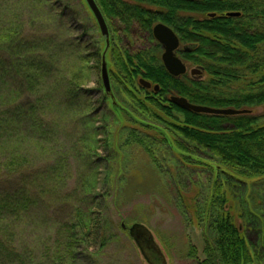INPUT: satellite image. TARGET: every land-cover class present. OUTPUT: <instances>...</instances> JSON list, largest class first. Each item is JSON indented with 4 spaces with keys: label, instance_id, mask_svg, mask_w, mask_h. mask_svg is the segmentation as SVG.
I'll return each mask as SVG.
<instances>
[{
    "label": "trees",
    "instance_id": "16d2710c",
    "mask_svg": "<svg viewBox=\"0 0 264 264\" xmlns=\"http://www.w3.org/2000/svg\"><path fill=\"white\" fill-rule=\"evenodd\" d=\"M96 2L113 29L115 24V30L120 28L114 30L117 36L116 42L112 39L110 55L120 67L116 81L134 104L133 111L122 104L113 108L104 93L101 104L106 103L110 116L115 117L116 133L139 132L137 142L158 166L163 158L175 167L202 168L212 175L209 198L198 199L193 207L195 220L205 228V258L199 259L194 245L187 258L193 264L259 262L255 246L238 225L242 215L233 203L227 180L249 187L264 180V113L254 111L264 107V0ZM48 7L47 0H0V264H92L86 254L93 250L96 256L107 248L93 247V242L104 243L107 238L94 213L83 218L86 227L81 219L58 222L57 247L49 245L41 252L28 241L37 235L35 215L43 199L38 180L47 185L46 192L58 193L67 184L73 163H79L80 182L86 181L87 194L95 186L96 181L87 179L83 171L92 156L88 148L94 147V136L101 130L95 125L99 113L94 111L92 91L80 85H50L53 67L44 55L58 41L25 31V9L50 16ZM229 12L242 15L227 17ZM41 22L47 30L49 21ZM157 23L168 25L179 35V55L187 64L203 69L205 79L172 77L159 60L149 56V49L155 48L152 45L160 49L153 37ZM125 35L130 38L124 44ZM117 41L124 54L117 53L114 61ZM92 58L98 60L100 54ZM139 79L159 86V91L138 85ZM172 95L195 105L251 113H194L172 103ZM110 113H103L106 120ZM74 125L72 141L67 133ZM84 126L91 137L85 150ZM153 137L160 141L157 151ZM199 149L210 153L217 164H203L193 155ZM41 165L44 169H39Z\"/></svg>",
    "mask_w": 264,
    "mask_h": 264
},
{
    "label": "rangeland",
    "instance_id": "374dc122",
    "mask_svg": "<svg viewBox=\"0 0 264 264\" xmlns=\"http://www.w3.org/2000/svg\"><path fill=\"white\" fill-rule=\"evenodd\" d=\"M47 1L48 8L52 11L50 16H47L45 11L41 16L38 12L31 13L25 9V31L38 38L58 41L44 55L53 67L50 85H80L81 88L92 91L91 100L94 111L96 114L99 113L95 118V125L101 130L94 136L96 140L94 147L88 148V150L92 149V156H88L83 171L87 179L96 181L95 186L90 188L92 193L89 191L87 194L86 187H83L84 180L80 182L79 169L82 165L79 163H73L67 184L58 193L54 190L52 194L50 191L46 192L47 185L42 184L41 179L38 180L37 185H40L43 199L36 215L34 214L36 219L33 221L37 228V235H33L28 241L37 245L36 248L41 252L49 245L57 247L58 222L66 219L68 223H75L81 219L82 225L86 227L87 223L83 218L94 213L93 216L100 219L107 238L104 243L93 242V247L107 248L96 256L93 250L86 254L92 259L90 260L92 264H147L128 231L135 224L144 225L153 233L168 264H193L187 258L188 250L192 245L198 248L199 259L203 260L205 258V228L195 220L193 207L198 199L201 202L209 198L213 185L211 173L202 168L175 167L172 162L164 161L163 158L158 166L144 147L137 142L136 137L139 132L135 130L116 133L117 124L113 122L115 117L113 119V116H110L112 113L106 103L101 104L105 93L101 76V59L92 58L93 55L101 54L105 47L93 13L85 0ZM104 18L106 19L105 16ZM41 20L49 21L47 30L43 27ZM107 25L112 39L116 42L115 31L119 32L120 28L116 27L117 30H115L117 24L114 25V29L108 22ZM129 38V35H125L124 44L127 43V39L129 41ZM120 46V42L117 41L114 46L116 55L114 61L118 56L117 53L124 54ZM152 46L156 49L150 48L149 56L155 57L162 63V49L156 45ZM130 50L132 51V46ZM108 60L112 96L119 106L122 104L133 111L134 104L131 98L122 88L123 86L116 81L115 73L120 67L117 68V62L113 63L110 53ZM187 67V74L177 78L188 77L195 81L205 79L206 76L197 77L190 74L191 70L199 69L198 67L191 64H187ZM118 74L120 75L119 72ZM139 81L140 79L138 85H140ZM63 88L57 90L58 94ZM254 111L256 114H263L264 107ZM108 112L110 114L106 120L107 116L103 113ZM84 128L85 133L83 131L82 136L84 134L85 150L86 142L91 137L87 126ZM140 133L153 136L144 131ZM67 135L72 138V141L74 140L75 125L70 127ZM152 142L157 151L159 138L153 137ZM193 155L203 161V164L212 167L217 164L213 156L204 150H194ZM39 169H44V165L39 166ZM227 188L232 193L233 203L236 204L239 215H242L241 218L238 217V225L250 243L255 246L259 257V262L254 264H264V180L252 187L234 180L229 183L227 180ZM44 197L48 200L46 201ZM94 197L97 200L93 203L90 199ZM123 226L126 230H122ZM78 232L80 233L79 230ZM80 236L79 234L77 239L81 238Z\"/></svg>",
    "mask_w": 264,
    "mask_h": 264
},
{
    "label": "water",
    "instance_id": "95a60500",
    "mask_svg": "<svg viewBox=\"0 0 264 264\" xmlns=\"http://www.w3.org/2000/svg\"><path fill=\"white\" fill-rule=\"evenodd\" d=\"M89 9L93 13L96 22L99 26L101 36L104 40V51L101 56V76L102 84L104 87L105 95L108 97L113 108H120L115 98L112 96V88L109 78V66L110 62L108 56L111 49V37L110 31L107 25V22L98 7L95 0H85ZM215 17V14L210 15ZM241 16L239 12H230L227 14V17L238 18ZM154 39L162 45L164 54L162 55V61L165 69L173 77H180L187 74L188 67L183 61L177 57L176 51L180 47V41L173 29L168 27L165 24L159 23L153 28ZM192 76H202V69H193L190 71ZM140 84L147 90L154 89L155 92L159 91V86H153L150 82L141 79ZM171 102L175 105L181 107L182 109L199 113V114H208V115H217V116H238L250 114L249 110H236L233 108L227 109H217L208 106L195 105L188 101V99L181 96H172ZM130 236L135 241L136 245L141 251L144 259L148 264H168V261L162 252L160 246L157 244L154 235L152 232L146 228L144 225L135 224L129 229Z\"/></svg>",
    "mask_w": 264,
    "mask_h": 264
},
{
    "label": "bare ground",
    "instance_id": "6f19581e",
    "mask_svg": "<svg viewBox=\"0 0 264 264\" xmlns=\"http://www.w3.org/2000/svg\"><path fill=\"white\" fill-rule=\"evenodd\" d=\"M176 33V32H175ZM176 35L178 36V38H179V41H180V47H179V49L176 51V55H177V57L178 58H180L182 61H183V63L184 64H186L187 65V63L182 59V57L179 55V50L182 48V43H181V39H180V37H179V35L176 33ZM112 37H111V43H112ZM160 46V48L162 49V45L160 44L159 45ZM192 48H194V46L192 47ZM162 55L164 54V50L162 49ZM101 56H102V53L100 54V58H101ZM162 64H163V61H162ZM163 66H164V64H163ZM165 68V67H164ZM166 70V69H165ZM167 71V70H166ZM167 73H168V71H167ZM169 74V73H168ZM170 75V74H169ZM170 76H172V75H170ZM173 77V76H172Z\"/></svg>",
    "mask_w": 264,
    "mask_h": 264
},
{
    "label": "flooded vegetation",
    "instance_id": "af4514ba",
    "mask_svg": "<svg viewBox=\"0 0 264 264\" xmlns=\"http://www.w3.org/2000/svg\"><path fill=\"white\" fill-rule=\"evenodd\" d=\"M110 31V30H109ZM110 37H111V33H110ZM131 46H132V44H131ZM131 51V50H130Z\"/></svg>",
    "mask_w": 264,
    "mask_h": 264
}]
</instances>
